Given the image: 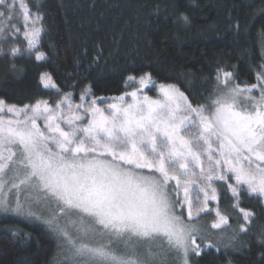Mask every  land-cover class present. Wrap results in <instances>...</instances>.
<instances>
[{
    "label": "snow or ice",
    "instance_id": "1",
    "mask_svg": "<svg viewBox=\"0 0 264 264\" xmlns=\"http://www.w3.org/2000/svg\"><path fill=\"white\" fill-rule=\"evenodd\" d=\"M34 7L0 0V56L46 59L43 16L38 2ZM21 17L23 49L11 42ZM180 19L190 23L183 13ZM260 44L264 60V32ZM254 78L241 84L220 66L211 92L196 102L180 85L143 72L128 75L119 96L97 97L85 87L77 103L42 73L44 87L61 97L54 104L0 98V216L20 217L53 237L50 264H191L204 250L198 240L219 252L202 216L215 212L211 229L231 227L219 206L231 193L245 221L233 229L238 235L253 218L241 197L264 203V62ZM149 86L155 97L144 92Z\"/></svg>",
    "mask_w": 264,
    "mask_h": 264
},
{
    "label": "trees",
    "instance_id": "2",
    "mask_svg": "<svg viewBox=\"0 0 264 264\" xmlns=\"http://www.w3.org/2000/svg\"><path fill=\"white\" fill-rule=\"evenodd\" d=\"M25 2L33 12L34 4H40L44 26L40 50L46 59L0 56V98L18 106L37 99L54 104L61 98L55 89L44 87L40 76L45 72L77 103L85 87H91L97 97L119 96L126 90L127 76L143 72L151 73L158 83L178 84L196 102H203L215 84L218 67L233 72L239 83L251 84L254 70L264 62L260 44L264 0ZM181 13L190 23L180 19ZM17 24L23 26L20 21ZM11 42L26 47L22 29ZM3 46L7 52L10 44ZM230 196L225 193L219 201L231 225L225 229L228 246L218 244L219 252L206 248L191 258V264H264V203L241 197L240 208L252 212L253 218L247 230L237 235L233 229L245 221L239 208L231 207ZM212 219V214L204 215L200 223L208 227ZM13 222L0 218V264H50L56 250L54 238L40 226ZM17 227L30 233V238L14 237L11 230ZM233 235L236 239L230 243Z\"/></svg>",
    "mask_w": 264,
    "mask_h": 264
},
{
    "label": "rangeland",
    "instance_id": "3",
    "mask_svg": "<svg viewBox=\"0 0 264 264\" xmlns=\"http://www.w3.org/2000/svg\"><path fill=\"white\" fill-rule=\"evenodd\" d=\"M18 5H19V0H17V6H18ZM14 23H18V22H14ZM20 25H23V26H22V27H19L18 24H17V26H18L19 28H21L22 31H24V24H23V21H22V17H21V19H20ZM131 90H132V89H131ZM131 90H130V91H131ZM144 92H146L148 95H151V96H153V97H155V96L157 95V91H156L155 89H153L151 86H149V88L144 89ZM110 98H111V97H110ZM212 202L215 203V201H210L209 203H212ZM214 208H215V207H213V206L210 205V209H214ZM211 214H212V216H213V219H212L211 222L208 224V227H206L207 225H206V226H203L201 223H200V224H201L204 228L208 229L209 231H211V232L213 233V236H212V238H211V239H212V243H215V244H217V245H218V244H221L222 246H224L225 243H226V241H227V239H228V237H227L228 231L225 230V229L227 228V226H223L222 229H219V230L211 229V223L216 219V217H215V212L212 211ZM222 214H223V213H222ZM241 214H242V213H241ZM0 218L14 221V222H13L14 224H15V222H20V221L27 223L26 221H24V220L21 219L20 217H16V216H7V217L0 216ZM216 233H218V234H216ZM197 243L200 244V246H201L202 249H206V248H205V244H206V242H202V241L198 240ZM165 247H166V246H165ZM153 250H154V251L157 250V249L155 248V246H153ZM157 259H158V260H159V259H162V256L157 257ZM169 260H171V257H169Z\"/></svg>",
    "mask_w": 264,
    "mask_h": 264
}]
</instances>
